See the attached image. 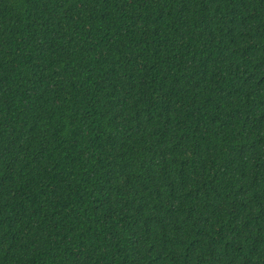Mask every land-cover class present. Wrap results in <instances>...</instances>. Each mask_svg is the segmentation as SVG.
<instances>
[{
	"label": "trees",
	"instance_id": "16d2710c",
	"mask_svg": "<svg viewBox=\"0 0 264 264\" xmlns=\"http://www.w3.org/2000/svg\"><path fill=\"white\" fill-rule=\"evenodd\" d=\"M0 264H264V0H0Z\"/></svg>",
	"mask_w": 264,
	"mask_h": 264
}]
</instances>
